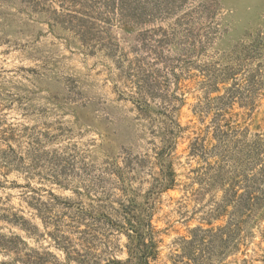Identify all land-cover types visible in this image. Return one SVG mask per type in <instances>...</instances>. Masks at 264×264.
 <instances>
[{"label": "rangeland", "instance_id": "obj_1", "mask_svg": "<svg viewBox=\"0 0 264 264\" xmlns=\"http://www.w3.org/2000/svg\"><path fill=\"white\" fill-rule=\"evenodd\" d=\"M140 69L158 86L152 118L132 103ZM233 95L227 118L252 142L264 0H0V264L126 261L127 237L99 215L145 206L174 106L186 130L177 187L149 203L157 264H264V158L204 184L191 154Z\"/></svg>", "mask_w": 264, "mask_h": 264}, {"label": "trees", "instance_id": "obj_2", "mask_svg": "<svg viewBox=\"0 0 264 264\" xmlns=\"http://www.w3.org/2000/svg\"><path fill=\"white\" fill-rule=\"evenodd\" d=\"M223 76L222 79H216L214 83H217V85L219 83L225 84L231 78V75L226 73ZM217 85L215 88L218 92L220 90ZM157 88L158 86L151 83L149 77L140 69V77L138 83H136V91H134L135 97H133L132 103L136 105L138 113L143 118H152L150 116L152 112L158 114V111L151 106L152 103H155L152 94ZM224 97L229 100V103L224 102ZM234 98H236L235 95L219 97V112L212 118L210 126H207L191 144L192 156L198 157L202 162H205V165L200 168L202 170L199 169L198 171L200 176L198 177V181L204 184H206L207 180L214 181L216 178L224 180L228 174L226 163L228 164L230 161L237 164L232 172L238 173L240 172L241 165L245 163L246 156L250 160L252 159L250 156L257 152V156L253 158H256L255 161H260L264 158V153H259V151L264 149V134L256 135L254 141L247 142L246 131L242 130L241 126L234 124L227 118L228 113L226 109H231ZM161 103H164V101L162 100ZM208 106L212 107L211 105ZM173 108L174 111L166 110V112L160 113L164 116L165 120L170 122V126L164 127L165 133L161 137V144L163 146L161 152L158 153L160 156L158 158L159 173L158 177L154 179L155 184L153 183L147 193L149 197L146 198L147 204L145 203L144 206V204L138 205L135 201L127 202L130 204H124L121 211L116 212V216L120 219L118 222L106 213H100L99 215L106 218L104 222L102 221L104 224L116 229L117 232L124 233L128 239V245L126 247L128 258L126 261L123 262L117 258H111L105 264H157L161 241H159L158 231L153 225V212L155 207L153 204L149 206V203L156 196L174 190L177 187L178 175L174 169L173 156L177 151L179 138H181V135L186 130L181 126L176 116L177 107L174 106ZM204 115V111H201L200 119H204ZM261 172L264 175V169ZM112 174L115 175L113 170ZM80 214H84V212ZM39 216L42 217L43 215L40 214ZM206 232L211 236L214 235L212 231ZM233 239L237 241L235 236H230L228 242L235 244L236 242L233 243Z\"/></svg>", "mask_w": 264, "mask_h": 264}]
</instances>
